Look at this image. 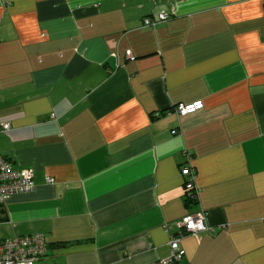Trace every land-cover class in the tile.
<instances>
[{
	"label": "crops",
	"instance_id": "crops-1",
	"mask_svg": "<svg viewBox=\"0 0 264 264\" xmlns=\"http://www.w3.org/2000/svg\"><path fill=\"white\" fill-rule=\"evenodd\" d=\"M0 154L36 264H157L197 212L181 264H264V0H0Z\"/></svg>",
	"mask_w": 264,
	"mask_h": 264
},
{
	"label": "built area",
	"instance_id": "built-area-1",
	"mask_svg": "<svg viewBox=\"0 0 264 264\" xmlns=\"http://www.w3.org/2000/svg\"><path fill=\"white\" fill-rule=\"evenodd\" d=\"M168 13H162L158 20L151 17L145 18V25H156L159 21L168 20ZM201 105L200 102L191 104H179L176 110L180 114H186ZM4 130H9L10 124L3 123ZM182 173L187 177L185 187L187 196L197 198L199 190L196 186V171L187 165L182 168ZM52 181V179H50ZM36 184L34 173L30 168H16L15 165L4 155L0 154V210L12 195L34 191ZM177 226L180 233L172 235L169 244L171 256L158 261L157 264H181L186 254L181 246V240L187 234L198 235L202 231L210 229L202 212L185 215L182 219L170 224ZM169 226V227H170ZM48 242L42 233L19 235L13 238L3 237L0 232V264H36V261L47 253Z\"/></svg>",
	"mask_w": 264,
	"mask_h": 264
},
{
	"label": "trees",
	"instance_id": "trees-1",
	"mask_svg": "<svg viewBox=\"0 0 264 264\" xmlns=\"http://www.w3.org/2000/svg\"><path fill=\"white\" fill-rule=\"evenodd\" d=\"M186 193H187V190H186ZM187 200L188 201H197V198L195 199V198H191V197L187 196ZM2 217H3V213H2V208H1V210H0V219H2Z\"/></svg>",
	"mask_w": 264,
	"mask_h": 264
}]
</instances>
